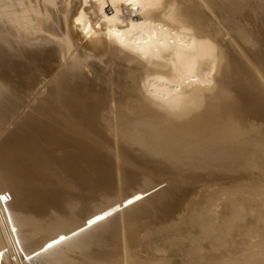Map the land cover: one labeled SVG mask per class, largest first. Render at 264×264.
I'll list each match as a JSON object with an SVG mask.
<instances>
[{
	"label": "bare ground",
	"instance_id": "6f19581e",
	"mask_svg": "<svg viewBox=\"0 0 264 264\" xmlns=\"http://www.w3.org/2000/svg\"><path fill=\"white\" fill-rule=\"evenodd\" d=\"M260 24L264 0H0V264H264Z\"/></svg>",
	"mask_w": 264,
	"mask_h": 264
},
{
	"label": "rangeland",
	"instance_id": "374dc122",
	"mask_svg": "<svg viewBox=\"0 0 264 264\" xmlns=\"http://www.w3.org/2000/svg\"><path fill=\"white\" fill-rule=\"evenodd\" d=\"M108 11H109V9H108ZM261 27H262V28H261ZM260 29H261V31L264 29V24H260ZM263 32H264V31H263ZM214 188H215V187H213V188L210 189V190H214ZM216 188H218V187L216 186ZM215 190H216V189H215ZM208 191H209V190H208ZM206 192H207V191H206ZM212 192H213V191H212ZM207 194H208V193H207ZM199 197H200V196L198 195V198H199ZM198 198H197V199H198ZM214 210H215V209H214ZM218 211H221V209H220V208H218V209L216 208V213H215L216 215H219L218 213H220V212H218ZM255 241H257V240H255ZM255 241L253 240L252 243H255Z\"/></svg>",
	"mask_w": 264,
	"mask_h": 264
},
{
	"label": "snow or ice",
	"instance_id": "6c2138e0",
	"mask_svg": "<svg viewBox=\"0 0 264 264\" xmlns=\"http://www.w3.org/2000/svg\"><path fill=\"white\" fill-rule=\"evenodd\" d=\"M77 23H79V21H77ZM96 27H99V25H96ZM4 197H0V199H3ZM99 219V217L97 218ZM51 246V245H50Z\"/></svg>",
	"mask_w": 264,
	"mask_h": 264
}]
</instances>
